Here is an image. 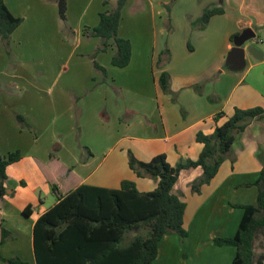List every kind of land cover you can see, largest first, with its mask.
Masks as SVG:
<instances>
[{
  "label": "crops",
  "instance_id": "1",
  "mask_svg": "<svg viewBox=\"0 0 264 264\" xmlns=\"http://www.w3.org/2000/svg\"><path fill=\"white\" fill-rule=\"evenodd\" d=\"M50 1L3 0L11 14L22 19V23L10 38L12 54L14 46L20 45L23 39L27 44L31 37L38 39L36 49L40 51L39 39L47 28V10L49 8L53 12L54 8H57L54 0ZM71 1L75 2L67 0V16ZM79 1L81 16L89 18L84 29L94 28L99 22V9L104 7L103 0L99 1V7L94 8L91 16L88 15L91 0ZM169 1L126 0L118 26V36L130 42L131 58L129 64L121 68L125 70L121 75L122 84H118L116 79L112 83L109 76L104 80L102 75L94 71L89 61L81 75L77 73L80 65L75 64L67 85L62 86L57 94L59 102L50 110L61 109L59 115L71 120L73 107L76 110H86V107L79 106L80 100L84 103L91 102L100 90L107 92V95H104L105 102L113 85L123 92V99L127 97L131 103L130 109L127 110H131L129 112L133 114L128 122H122L123 111L118 109L117 104L114 117L107 121L99 116L102 107L98 111L99 105L96 104V111L93 112L94 107L88 106L92 111L91 117L94 115L97 121L95 131L98 134L93 144H63L60 142L62 134L57 129L52 132L48 142L39 143L40 136L33 139L27 137L25 132H36L40 119L47 117L46 113L50 111L44 102L41 103L46 77H39L38 80L28 79L24 86L26 95L21 98H14L16 79H20L19 75L3 77L0 80V134L16 133L21 139L12 145L11 150L0 152V156L15 151L21 155V159L6 170V183L10 171L18 181V184H15V193L14 190L6 191L7 184H3L5 190L1 196L2 226L11 233L12 238L0 244V264H4L1 258L11 257H17L26 264H35L34 224L58 202L49 182L41 173L38 162L47 164L51 156H54L59 172L61 168L67 169L81 184L118 189L121 181L129 180L135 183L140 193H147L156 188L157 180L136 177L128 167V152L142 162L164 154L171 166L187 159L196 160L202 150V144L196 141V134L201 132L210 135L216 126L217 113L223 112L225 115L219 120L220 125L232 116L235 108L264 109V60H256L247 52L243 53L244 61L250 65L245 71V75L250 71V83L247 86L237 84L243 80L242 76L230 89H226L224 77L235 74L225 73L227 71L222 68L226 57L240 42L244 31H252L250 40L254 41L264 54V0H178L172 6L167 20L163 4ZM210 5L223 7L224 13L211 17L206 27L201 30L198 25H193V22L200 17L202 10ZM30 19L32 25L28 26L26 23L30 22ZM57 30L60 31V28ZM235 34L238 36L230 40V36ZM98 47L99 39L91 50L96 51ZM165 50L168 56L160 62L159 55ZM109 51L112 56L114 47L98 53L108 58V64H100L107 74L108 67L112 66L111 56L107 55ZM6 58L0 45V60ZM5 71L10 72L8 69L0 70V76ZM162 71L170 75V90L177 95V103H173L170 96L160 89L158 79ZM148 73L152 79H149ZM215 74L218 76L215 77ZM202 81L207 83L204 96H199L192 86ZM79 82L82 83L79 85ZM147 85L152 87L153 93L150 95L142 91ZM239 86L243 91L241 95L235 96ZM207 95L212 96L214 101L218 98L220 101L209 103ZM14 101L16 104L21 101V107L26 112H17ZM15 116L23 117L26 129L19 128ZM112 118L115 122H110ZM119 128L121 134L109 136V132ZM54 146L57 148L56 152H52ZM263 148L264 116L259 121L250 122L242 133L236 135L232 148L218 172L209 184L201 187L199 193L192 192L190 185L201 176V169L180 172L172 192L186 205L183 225L188 235L182 242H179L175 235H164L158 243L154 264H232L236 249L232 246L217 247L213 244V239L233 237L243 215L241 206L256 203L257 188L254 182L261 170ZM24 151L31 153L27 152L26 156ZM36 151L41 153V156L33 154ZM27 157L31 159L38 175L25 167ZM61 187L65 190L63 185ZM26 206H30L28 216L22 211ZM259 239L254 242V258L256 261L261 255L264 264V240L263 250L256 251Z\"/></svg>",
  "mask_w": 264,
  "mask_h": 264
},
{
  "label": "trees",
  "instance_id": "2",
  "mask_svg": "<svg viewBox=\"0 0 264 264\" xmlns=\"http://www.w3.org/2000/svg\"><path fill=\"white\" fill-rule=\"evenodd\" d=\"M50 1V0H49ZM178 0L163 4L167 20L172 6ZM59 18L66 21L67 0H54ZM103 0V5H107ZM126 0H116L111 11L99 13V22L92 28H85L83 36L98 38L99 47L95 53L106 52L113 46L115 52L110 63L117 68L126 67L131 58V45L127 39L118 36V26ZM223 7L210 5L205 7L200 17L193 22L201 30L211 17L222 15ZM22 19L15 17L0 0V44L6 54H10V38ZM238 35H232L230 40ZM167 50L159 55V61L167 58ZM94 71L106 79V71L93 56ZM158 83L165 95L177 103V95L170 90V75L160 73ZM207 81L194 84L193 91L204 96ZM209 103L215 104L212 96H206ZM183 114V110L181 109ZM223 112L215 116L216 126L210 135L196 134V141L202 144V150L196 160L187 159L171 166L164 154L154 156L148 162L137 160L128 152V167L138 178L157 180L156 188L140 193L134 182L123 180L118 189H108L81 184L67 169L59 167L57 159L51 156L47 164L38 162V167L49 182L58 202L42 214L33 228V254L35 264H154L157 246L164 235H175L179 242L188 235L183 225L185 203L172 192L178 176L183 170L200 168L202 174L194 180L190 188L199 193L202 186L214 178L225 156L230 152L236 135L242 133L252 121L264 116V109L235 108L232 116L220 125ZM20 129H26L22 116H15ZM21 159L18 151L0 156V244L10 240L12 235L2 226L1 196L4 194L6 170ZM262 166L254 185L257 199L254 205L241 206L243 215L233 237L213 239L217 247L232 246L236 249L232 264H263L261 255L255 261L254 242L264 237V148ZM64 186L62 189L61 186ZM30 206L24 207L23 214H30ZM144 232V234H142ZM130 233L135 235L127 239ZM4 264H26L17 257L1 258Z\"/></svg>",
  "mask_w": 264,
  "mask_h": 264
},
{
  "label": "rangeland",
  "instance_id": "3",
  "mask_svg": "<svg viewBox=\"0 0 264 264\" xmlns=\"http://www.w3.org/2000/svg\"><path fill=\"white\" fill-rule=\"evenodd\" d=\"M99 1L100 0H91L89 7L90 13L88 15L91 16V14L94 13V8L99 7ZM108 5H105L104 7H100L99 10L101 12L104 11H111L115 8L116 0H107ZM50 3H52L50 1ZM82 3V2H81ZM54 7V6H52ZM80 1L75 0L74 3L72 1L70 2V12L69 15H66V21L63 22L57 13V8L55 7L53 12L50 11L48 8L47 10V20L45 22L46 32L41 33V37L39 39L40 44L39 48L40 51L36 49L38 45V39L35 37H31L29 39V42L25 44V39H23V42L20 45H16L12 48L13 54L10 52V54H6V60H0V70L8 69L10 70L9 73H5L0 76V80L3 77H11L19 75L20 79H16V89L14 91V98H21L22 96L26 95L24 91L25 82L28 81V79L33 78L35 80H38L39 77H46V87H44V92L41 93L42 99L41 103H45L46 107H48V110L51 109V107L59 102V99H57V94L59 93L62 86L67 85V81L69 77L72 74L73 69L75 68V64L80 65V69L77 71L78 75H81L83 72V69L86 67V65L90 63L92 64L93 56L95 57V61L100 64H108V58L107 56L103 54H96L95 51H92L91 49L96 46V42L98 41V38H87L85 36H82V29H84L85 24H87L88 19L87 16H81L80 11ZM28 26L32 25L31 19L30 22L26 23ZM44 24V23H43ZM60 28V31L57 29ZM43 34V35H42ZM241 34V33H240ZM240 36V35H239ZM231 37V36H230ZM236 38V37H235ZM238 38V37H237ZM250 40L247 42H243V44H237L234 47H241L244 48ZM1 45V44H0ZM92 51V52H91ZM91 52V53H89ZM109 56H111L112 52H107ZM85 54H88L85 55ZM250 55V54H249ZM97 58V59H96ZM110 58V57H109ZM143 60L145 61L144 55H142ZM138 60H136L137 62ZM144 63V62H143ZM139 64V62H138ZM102 66V65H101ZM249 64H247L245 61H243V64L240 66H236L233 63V59L228 56L226 57V62L222 66L224 71H227L225 73H231L235 75L225 76V85L226 89H230L234 83H237L240 79V77H244L243 80H240V84L242 86H247L250 83V71L247 75H245V71L249 68ZM109 73L106 76H109V79L112 83H114L113 80H117L119 83L122 84L123 78L122 73H124L121 68H117L114 66H109ZM45 73V74H44ZM98 73V72H96ZM102 75L101 73H99ZM144 75V74H143ZM245 75V76H244ZM218 75L215 74V77ZM149 79H152L151 74L148 73ZM110 82V83H111ZM82 82H79V85ZM44 86V85H43ZM110 92H108L109 97L107 98V102L104 100V95L107 92H104V90H100L95 96L93 101H85L83 102L81 99L79 102V106L82 108L86 107L85 109H79L76 110L75 107H73V118L72 120L70 118H62L59 115V112H61L59 109L50 110L47 111L46 115L47 117H44L40 119L39 125L36 126L37 131L36 132H25V135L27 137H33L40 136L38 139L39 143L48 142L51 139L52 132L57 129L59 132H61L62 135H60L61 141L63 144L65 143H87V144H93V140L96 137V134H98L97 131H95V126L97 121L94 119V115L91 117V112L96 111V104L98 111L100 110V107H102V110L100 111V117L107 121L110 117H114V113L117 110L116 104L118 105V109L120 111H123V114L121 116L122 122H128L131 118V113L127 110L130 109L131 103L128 99L124 98L122 96V91L118 90V87L116 85L111 86ZM135 90V89H132ZM107 91V90H106ZM138 91V90H135ZM144 94L150 95L153 93L151 85H147L143 87L142 89ZM243 89L239 86V89L235 92L236 95H241ZM107 95V94H106ZM113 96V98H112ZM21 100V99H20ZM53 100L54 103H53ZM23 101V100H21ZM21 101L17 102L19 104H16V101H14V108H17V112H26L23 107H21L22 104ZM73 104V103H72ZM94 104V105H93ZM90 107H94V109L91 111L89 109ZM19 106V107H18ZM74 106V104H73ZM84 110V112H82ZM23 114V113H22ZM84 116V117H83ZM110 122H115L114 118L110 119ZM113 126V125H112ZM111 126V127H112ZM101 134L103 133L102 128L100 129ZM109 136H114L121 134L122 131L119 128L118 130L114 129V131L109 132ZM100 134V135H101ZM17 140H21L16 136L15 134H0V152L4 153L7 150H11L12 145L16 143ZM9 142V144H5V142ZM126 141V140H125ZM59 142V143H60ZM14 146V145H13ZM57 146V143L55 144ZM54 146L52 149V152H56L57 148ZM40 148V147H39ZM25 155L28 156L27 152L31 153V151H24ZM83 153V152H82ZM36 156H41L39 152H34ZM27 161L25 162V167L29 170H32L33 173L38 175V172L32 163L31 159L27 157ZM23 163V162H22ZM7 181V189L6 191L14 190L15 193V184H18V181L15 179L12 172H9V177ZM29 178V177H28ZM199 178V177H198ZM152 179V178H151ZM196 180V179H195ZM14 198L16 197V194L13 195ZM35 204V203H34ZM144 234V232H142ZM135 234L130 233L127 237V239L133 238ZM264 238H260L257 241V247L256 251H262V243ZM31 264V263H30Z\"/></svg>",
  "mask_w": 264,
  "mask_h": 264
},
{
  "label": "water",
  "instance_id": "4",
  "mask_svg": "<svg viewBox=\"0 0 264 264\" xmlns=\"http://www.w3.org/2000/svg\"><path fill=\"white\" fill-rule=\"evenodd\" d=\"M253 36L252 31L247 30L244 31L242 36L240 37V42L238 44H243V42H247L248 40H250ZM247 52L248 54H250L254 59L256 60H264V54L263 52L258 49V47L256 46V44L250 40V42L248 43V45H246V47L244 48H239V47H234L229 56L233 59V63L236 66H240L243 64V53Z\"/></svg>",
  "mask_w": 264,
  "mask_h": 264
},
{
  "label": "built area",
  "instance_id": "5",
  "mask_svg": "<svg viewBox=\"0 0 264 264\" xmlns=\"http://www.w3.org/2000/svg\"><path fill=\"white\" fill-rule=\"evenodd\" d=\"M254 42V41H253ZM259 43L261 42V41H258ZM255 43V42H254Z\"/></svg>",
  "mask_w": 264,
  "mask_h": 264
}]
</instances>
